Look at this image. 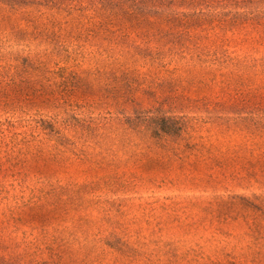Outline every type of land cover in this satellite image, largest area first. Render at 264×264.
<instances>
[{"label":"rangeland","instance_id":"374dc122","mask_svg":"<svg viewBox=\"0 0 264 264\" xmlns=\"http://www.w3.org/2000/svg\"><path fill=\"white\" fill-rule=\"evenodd\" d=\"M0 264H264V0H0Z\"/></svg>","mask_w":264,"mask_h":264}]
</instances>
